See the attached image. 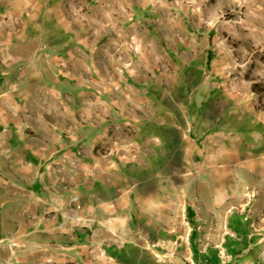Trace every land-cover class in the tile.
I'll use <instances>...</instances> for the list:
<instances>
[{
  "label": "crops",
  "instance_id": "crops-1",
  "mask_svg": "<svg viewBox=\"0 0 264 264\" xmlns=\"http://www.w3.org/2000/svg\"><path fill=\"white\" fill-rule=\"evenodd\" d=\"M197 1L0 0V264H264V48Z\"/></svg>",
  "mask_w": 264,
  "mask_h": 264
},
{
  "label": "rangeland",
  "instance_id": "rangeland-1",
  "mask_svg": "<svg viewBox=\"0 0 264 264\" xmlns=\"http://www.w3.org/2000/svg\"><path fill=\"white\" fill-rule=\"evenodd\" d=\"M195 3L200 2L195 0ZM202 3L219 6V20L226 22L222 23L223 34L224 31L230 34L234 27L240 28L253 37L256 46L262 44L264 48V0H203Z\"/></svg>",
  "mask_w": 264,
  "mask_h": 264
},
{
  "label": "built area",
  "instance_id": "built-area-1",
  "mask_svg": "<svg viewBox=\"0 0 264 264\" xmlns=\"http://www.w3.org/2000/svg\"><path fill=\"white\" fill-rule=\"evenodd\" d=\"M51 209L59 215L61 226L85 227V220L79 214V200L75 195L55 197L50 200ZM263 256V252H261ZM173 255L170 252V256ZM264 260V257H263Z\"/></svg>",
  "mask_w": 264,
  "mask_h": 264
}]
</instances>
